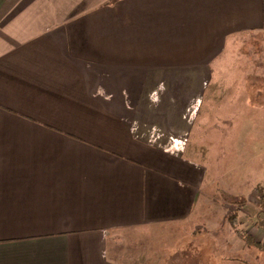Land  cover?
I'll use <instances>...</instances> for the list:
<instances>
[{
	"label": "crops",
	"instance_id": "1",
	"mask_svg": "<svg viewBox=\"0 0 264 264\" xmlns=\"http://www.w3.org/2000/svg\"><path fill=\"white\" fill-rule=\"evenodd\" d=\"M260 86L264 0H0V264H125L115 232L163 227L249 256L210 168L258 143Z\"/></svg>",
	"mask_w": 264,
	"mask_h": 264
},
{
	"label": "rangeland",
	"instance_id": "2",
	"mask_svg": "<svg viewBox=\"0 0 264 264\" xmlns=\"http://www.w3.org/2000/svg\"><path fill=\"white\" fill-rule=\"evenodd\" d=\"M246 87L245 82L243 88L245 89ZM261 87H256L258 92L264 90ZM252 89L250 87L249 92H252L255 88ZM207 92H210V96L214 94L217 96L221 93L223 97L231 96L233 93L229 86L208 87ZM243 131L244 133L246 132L245 130ZM253 137L254 139H258V143L241 142L239 143L241 151H224L222 155L216 151L215 153L218 158L216 160L218 161L215 163V167L210 168V172L214 175L212 179L217 183L215 192L221 196L222 201L234 207L231 216L237 212L236 215L239 222H241L240 220L244 221L245 216L248 217L244 212L246 210L249 212L247 208H250V204L252 203L246 204L247 201L242 197H238V195L243 193L248 194L249 187L254 182L253 197H251L254 203L252 205H257L260 202L264 206L261 199L264 187V182L262 181L264 169L258 166L259 163L263 164L264 162V143L260 142L261 139L264 140V133L261 130H254ZM204 153L208 158L213 155V151L210 150H205ZM233 160H235L233 163L236 164L229 167V161L232 162ZM235 196L237 197L234 198ZM230 218L229 222L231 223ZM239 229L245 231L241 224ZM233 231L238 236L241 244L248 250L247 254L249 256L242 254L239 258H234L230 254H219L216 252L218 248L213 247L208 238L189 235L177 227H173L172 229H164V227L154 229L136 228L115 232L113 236L117 241L113 243L115 245L113 249L115 256H125L122 258L125 264H231L229 263L230 261H238V264H264V252L249 246L239 236L235 228ZM245 232L248 233L247 231ZM253 238L257 242L264 244V231L261 232L258 238ZM174 242V246H171ZM174 253H176L174 255L175 260L168 262L166 260L167 257Z\"/></svg>",
	"mask_w": 264,
	"mask_h": 264
},
{
	"label": "trees",
	"instance_id": "3",
	"mask_svg": "<svg viewBox=\"0 0 264 264\" xmlns=\"http://www.w3.org/2000/svg\"><path fill=\"white\" fill-rule=\"evenodd\" d=\"M263 194L261 196L262 202L264 203V187H263ZM237 212L234 213V215L231 216L230 221L232 223V226L235 228V230L237 231V233L239 234V236L251 247H255L261 251L264 252V244H262L261 242H257L253 237H251L248 233H246L245 231L239 229L240 226V222L238 221V217H237ZM259 225L260 228L262 230L263 227V222L261 220H259Z\"/></svg>",
	"mask_w": 264,
	"mask_h": 264
},
{
	"label": "built area",
	"instance_id": "4",
	"mask_svg": "<svg viewBox=\"0 0 264 264\" xmlns=\"http://www.w3.org/2000/svg\"><path fill=\"white\" fill-rule=\"evenodd\" d=\"M191 114H194V110L190 111V115ZM186 144V141L185 140H182V139H173L170 146L166 149L167 151H170V152H178V151H181L183 146Z\"/></svg>",
	"mask_w": 264,
	"mask_h": 264
}]
</instances>
